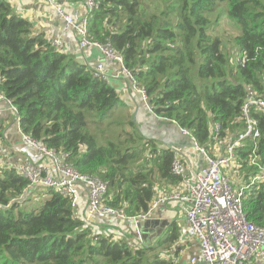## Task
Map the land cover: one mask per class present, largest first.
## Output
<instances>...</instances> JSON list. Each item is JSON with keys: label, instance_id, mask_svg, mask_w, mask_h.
<instances>
[{"label": "trees", "instance_id": "16d2710c", "mask_svg": "<svg viewBox=\"0 0 264 264\" xmlns=\"http://www.w3.org/2000/svg\"><path fill=\"white\" fill-rule=\"evenodd\" d=\"M97 2L87 17V41L109 43L122 57L156 116L188 131L208 156L215 158V148L224 154L245 129L244 102L264 99V0H158L151 12L144 0ZM230 25L236 33L228 52L218 35L225 37ZM0 92L16 109L21 133L68 154L79 173L105 183L104 205L125 217L147 214L160 182L179 183L170 172L171 150L154 148L138 130L124 142L116 133L123 119L132 122L115 89L35 35L5 0ZM249 116L259 136L233 147L226 172L240 167L238 183L231 181L248 186L242 199L247 220L264 228V180L250 185L264 166V111L251 109ZM213 125L219 126L217 141L210 138ZM2 140L0 127V147ZM33 191L14 168L0 166V264H185L174 223L144 249L130 248L96 234L54 191L47 190L40 208L20 210L22 196Z\"/></svg>", "mask_w": 264, "mask_h": 264}, {"label": "built area", "instance_id": "2783aa9c", "mask_svg": "<svg viewBox=\"0 0 264 264\" xmlns=\"http://www.w3.org/2000/svg\"><path fill=\"white\" fill-rule=\"evenodd\" d=\"M37 1L53 8L64 20L65 29L70 28L77 34L80 49L95 47L103 59L116 62L120 70L113 76L128 77L132 87L148 101L145 92L136 87L134 79L123 66L122 57L109 43L101 45L87 41L86 16L79 21L76 17L66 14L58 4L60 0ZM84 3L88 11L87 16L99 6L97 0H84ZM51 42L56 47L61 43L58 39ZM91 73L94 77L106 81L103 62L97 63L91 69ZM0 103L7 105L13 115L16 114V109L1 92ZM251 109L264 111V99L254 96L244 102L241 108L245 120L243 133L226 147L223 155L215 158L208 156L188 131L180 129L183 135L189 137L194 150L202 155L205 165L199 171H195L190 165H186L188 159L174 155L170 172L179 178V183L174 189L161 193L145 215L125 217L120 211L105 206L103 203L107 189L105 183L96 177L79 173L68 163V154L47 148L29 135L21 136V151L24 158L14 170L27 180L30 188L51 190L67 198L74 211L79 207L83 197L81 192H84L86 207L80 214V219L85 225H89L97 216L115 217L130 222L134 226L133 236L125 240L130 248L141 249L144 245L137 223L145 221L156 206L177 203L184 206L185 226L181 236L195 240L197 244L196 254L188 258L186 264H264V228L249 222L243 209L242 199L248 186H234L226 172V168L233 164V147L247 137L255 139L259 136L257 124L249 116ZM15 120L18 121L17 116ZM218 129V125L212 126L211 140H218ZM250 164H255L254 160H250ZM260 171L261 174L251 179L250 185L264 180V166Z\"/></svg>", "mask_w": 264, "mask_h": 264}, {"label": "crops", "instance_id": "0c3cea01", "mask_svg": "<svg viewBox=\"0 0 264 264\" xmlns=\"http://www.w3.org/2000/svg\"><path fill=\"white\" fill-rule=\"evenodd\" d=\"M5 1L10 4L13 12L18 17L32 24L35 35H42L49 41L58 39L61 43L57 48L61 53L71 57L90 70L97 63L103 62L107 75L106 83L115 89L120 97V110L132 115V119L137 124L138 132L145 140L151 141L159 150H171L174 155L188 159L186 165H190L195 171H199L205 165L202 155L190 145L191 141L189 137L183 135L175 123L156 116L152 112L148 101L144 100L137 89L132 87L128 77L113 76L120 70V66L116 62L103 59L101 53L95 47L79 48L77 34L70 28L65 29L64 20L57 15L53 8L37 0ZM58 4L66 14L76 17L79 21L85 16L88 17L84 0H60ZM13 118L8 107L0 103V127L3 128V140L0 147V166L7 169L16 168L24 158L21 151L22 134L15 122H13ZM221 155H223L221 150L215 148L213 157ZM176 185L166 183L165 181L160 182L156 187L157 197L163 192L174 189ZM81 195L83 197L81 198L80 205L75 210V213L79 217L86 207V195L84 192H81ZM22 198L25 199V195ZM150 218L159 220L158 229L161 235L173 223L177 225L180 234H182L185 226L184 206L177 203L158 205L147 219ZM89 226H91L96 234L110 236V238L117 240L122 239L124 241L133 236L134 226L127 220H120L115 217L97 216L89 223ZM141 235L142 240L147 245L154 243L158 236L154 230L141 232ZM180 244L184 248L180 253L179 260L184 261L186 264L188 258L196 254L197 244L195 240L184 238V236L183 239L181 238Z\"/></svg>", "mask_w": 264, "mask_h": 264}, {"label": "rangeland", "instance_id": "374dc122", "mask_svg": "<svg viewBox=\"0 0 264 264\" xmlns=\"http://www.w3.org/2000/svg\"><path fill=\"white\" fill-rule=\"evenodd\" d=\"M144 3L145 5L148 7V10L149 12H151L152 10H154V8H158V0H144ZM223 27L226 26V22L223 23L222 25ZM225 33H226V36L224 37L223 35H218L221 37V41L224 42L225 44V47L227 48L226 51L229 52V50H232V43H230L231 41V35H234L236 33L235 29L232 27V25L228 26V27H225ZM212 35H215L217 36V32L215 34H212ZM236 56V55H235ZM231 55H228V58H230ZM129 112V111H128ZM13 117H15V115H13ZM130 122H132L133 124V130H132V124L131 125H128L126 124V122L124 121V119L121 121L125 124H123L122 126H120L116 133L117 134H120L122 137H123V142L128 138V134H133V132L138 135V132H137V124L135 122V120L132 119V115H131V118L129 119ZM107 122V120L105 121ZM100 127L102 128L103 127V123L101 126H97V128ZM140 138H142V135H140ZM190 145H192V143H190ZM137 146V144L135 145V147ZM154 148H157L156 145H153ZM230 170H232V175L230 174ZM240 171V167H229L227 169V174H228V177L230 178V180H232L235 184L238 183V180L236 179L235 177V172L236 173H239ZM47 193V190L46 189H42V188H34V191L30 194V193H27L26 196H25V199L26 201L24 200V205H22L21 207H19V209L21 210H25L27 212H30L32 209H38L40 208L41 206V201L43 199H45L47 197L46 195ZM23 201V198H21L20 202ZM15 214H17V211H15ZM181 238L183 239L182 236H180V240ZM196 251V249H194Z\"/></svg>", "mask_w": 264, "mask_h": 264}, {"label": "water", "instance_id": "95a60500", "mask_svg": "<svg viewBox=\"0 0 264 264\" xmlns=\"http://www.w3.org/2000/svg\"><path fill=\"white\" fill-rule=\"evenodd\" d=\"M193 145V144H192ZM160 222L157 219H147L144 222L137 223V228L141 231L154 230L156 232L157 239L161 236V232L158 229ZM139 248V247H138Z\"/></svg>", "mask_w": 264, "mask_h": 264}, {"label": "clouds", "instance_id": "9594fccd", "mask_svg": "<svg viewBox=\"0 0 264 264\" xmlns=\"http://www.w3.org/2000/svg\"><path fill=\"white\" fill-rule=\"evenodd\" d=\"M9 109V108H8ZM10 111V110H9ZM10 113H12L11 111H10ZM12 115H13V113H12ZM17 117H18V124H17V122H16V120H15V117L13 118V122H15V124L17 125V127H18V129H19V131H20V128H19V115L17 114V112H16V114H15ZM21 132V131H20ZM22 134V133H21ZM125 241V240H124ZM145 246H147V244H145L144 243V245H143V248H141V249H144L145 248Z\"/></svg>", "mask_w": 264, "mask_h": 264}]
</instances>
